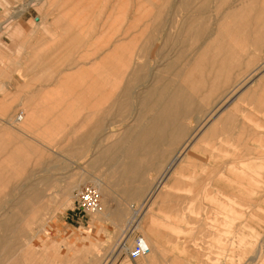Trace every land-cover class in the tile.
I'll use <instances>...</instances> for the list:
<instances>
[{"label":"rangeland","instance_id":"obj_1","mask_svg":"<svg viewBox=\"0 0 264 264\" xmlns=\"http://www.w3.org/2000/svg\"><path fill=\"white\" fill-rule=\"evenodd\" d=\"M117 2H120V4L118 5ZM73 4L75 5L74 0H0V67L4 71V76H1V82L4 87L0 90V102H2L0 104V116L6 111L5 106L13 107L17 104H24L26 107L32 106L30 105L32 101L43 97V94L29 95L27 92L37 86L45 85L48 87L55 85L56 81H58L57 79L60 78V74L73 75V77L74 74H85L86 71L79 72V70H88L91 64H97L104 70V67L109 63V58L114 55L111 53L112 50L121 48L122 45L132 40V37L129 36V25L133 23L132 19H134L132 18L134 14H131L132 10L141 9L153 11L154 13L159 11L165 15L163 16L165 18L164 24L161 28H154L152 32L154 79L161 77H157L156 73H161L162 65L172 64L173 71L170 72L173 75H164V78L161 77L162 80L164 82H182V77L174 75L175 72L179 69L178 71L181 73L189 64L197 65V56L203 55L204 45H211L213 43L212 38L215 35L220 43L218 45L219 50L221 45L223 48L226 46L227 48L225 49H228V52L232 55L228 61L225 58L227 54L220 56L222 59L221 63H223V74L226 68H228L227 72H231V67L233 74L236 73L238 67L240 72L245 73L250 70L246 69L245 64L252 59H258L260 63L264 62V0H185V8L180 7V0H88V3L83 4L87 7L84 8L82 5L78 9L77 16L80 21L78 22L77 20L78 24H76L77 22L71 24L74 14L70 15L69 11L74 10L72 8ZM83 8L84 12L81 11ZM123 9L128 11V13H125V17L122 14ZM39 11H44V14H42L44 21L49 23L44 32L49 38L54 36V42L39 40L43 33L36 30L37 21L35 18L41 16ZM105 12L107 13L105 14ZM181 17L185 19L184 24L181 23L183 20ZM230 17L232 21H230ZM123 19L124 22L122 21ZM234 20L235 22H233ZM63 24L73 27H71L70 31L78 40L77 45L71 46L72 48L67 52L63 66L59 67L58 54L60 46L58 41L65 31V29H62ZM244 26L247 27L244 29ZM227 27L229 28L228 30ZM50 31L53 34H49ZM137 32L139 30L135 29L136 40L137 42L141 41L137 45L138 47L146 41L147 37L138 38ZM199 34L202 37L197 40ZM223 34L226 35L223 37ZM109 35L113 39L109 38ZM231 35L233 36L231 37ZM166 36L168 37V42L163 49V39ZM17 50L19 54H16ZM21 51H24L23 54L25 55L28 54V51H32V55L29 62L26 64L24 62L26 66L23 65L18 70H24L27 73L28 69L40 64L46 70L44 78L19 77L14 79L9 77L13 68L11 61L15 55V59H19L22 55ZM38 52L40 55H38ZM161 52H163V58H161V55L159 56ZM193 62L194 64H192ZM207 74H209V71ZM252 78L255 80L256 75H253ZM158 79L161 80L160 78ZM235 80L233 82L231 80L228 86L218 87V96H223L224 99H222L221 108L227 106L229 102H236L234 97H231L233 93L230 89L233 88ZM209 81L210 85L202 88L201 93L190 91L189 93L193 94L192 101L189 105H182L186 114L185 119L180 120V125L186 128V132L190 126L191 133L195 129L193 128L196 126L195 123L204 121L205 117H207V122L218 111V109L213 112L210 110L213 106L212 104H215L219 97L212 104H203L201 102L200 95L203 91L214 86V80L210 79ZM216 81L220 85V79H216ZM24 82L29 83L28 88L24 89L19 98H16V90L14 88L21 87ZM84 82L86 85H90L88 81L84 80ZM255 84V82L251 83L252 86H255ZM65 85H68L67 81ZM185 88L188 91L191 89L187 84H185ZM242 88H239L237 92H240ZM140 89L141 87L125 96L122 95L123 97L117 95L118 97L116 96L117 98L114 101L121 103L122 106L110 105L109 108L103 104L98 108L92 107L89 103L90 92L85 91L82 96L74 92L72 95L73 103H76V96L78 95L80 96H77L79 98L78 102L82 100L83 104L72 110V120H68V124L62 129V158L54 159V163L53 158H46L44 163L43 159L41 160L40 156H38L37 149L29 150L30 154L26 152L25 150L29 149L27 143L23 145L20 142H10L11 133L7 136V144L4 140L0 141V150H7L9 154L13 155L11 157L13 167L9 163L6 164V158H0V264H131L126 258H122L124 249L118 247L116 252L114 251L115 255H113L112 259H107L110 250L103 243L86 246L81 243L75 247H69L66 238H64L67 230L62 227V224L64 222L71 223L67 217L71 218L74 216L72 209L76 190L84 185L96 187L95 181L97 180H103L102 186L113 194L112 198L116 197L115 192L119 193L118 199L122 201L123 197L121 196L123 188H125L124 178H126L125 170L127 164H130L131 161L144 162L137 173L138 181L133 180L134 182L131 184V187L139 186L141 189V202H143L145 192L149 190L152 184L153 190H155L152 191L151 196L162 189L167 175L174 166H194L198 164L192 160L193 163H185L187 159L184 157V152L193 144L199 132L204 130L202 128L206 127L204 126L206 122L202 124L201 129L179 155L177 161H174L168 167L165 176L163 173L169 160L176 155L171 143L168 142V146L166 145L165 147L163 145L164 141H162L157 148L155 146L151 147L152 149L145 147L146 151H153V154H146L147 157H128L130 152L138 147L137 143H139L138 136L134 135L138 133L137 128H135L138 122H133L134 117L137 114L143 115L146 119L152 116V113L147 109H139L135 96L140 92ZM78 91L81 93L80 88H78ZM226 92L227 94L224 96ZM239 104L244 105L242 103ZM194 107H202L200 113ZM246 108L250 107L246 106ZM252 111L255 113L254 110ZM76 113H79L78 117ZM18 115L25 118L24 113L18 112L8 120L15 127H22L21 124L16 126L15 122H13ZM261 118L263 119L259 120L258 118L255 122L264 125V117L261 116ZM91 120L95 121L92 129L95 140L84 143L85 147L78 143L80 145L77 157L65 156L66 154L75 153V151L68 149L71 144L70 139H72L67 133L69 132L68 129L71 130L73 128L74 134L81 133L86 125H91ZM0 122L3 121L0 120ZM107 122L109 124L108 127ZM254 123L250 124L253 126ZM102 124L104 127L106 126L104 134L109 133L105 141L102 138ZM143 124L145 125V123ZM3 126L0 127L1 131ZM133 130L135 131L134 133ZM19 135L22 134H17V140ZM0 137H2L1 132ZM75 138L78 137L73 139ZM126 140L129 141L127 142ZM47 143L52 145L53 139L51 141L47 140ZM227 146L228 144L224 143L220 153L228 156L229 149H227ZM248 146L252 147V144L248 143ZM34 147L37 148V145L34 144ZM199 156V161L207 164L206 168L190 167L189 171L191 173L185 172L182 174L184 177H182L181 181V190L171 189L174 195L169 200L165 213L158 210L156 206L148 209V202L138 215L150 214L148 217L146 215L147 218H143L149 219L142 225L147 230L159 229L160 227L162 230L170 229L173 231V228L169 227L173 222L169 220L178 219L180 221L174 222V224L185 226V231L200 230L198 236H204V238L206 236V244L197 247V253H191L188 248L182 250V253L179 254L180 259L173 260L171 263L157 261L154 259L151 246L146 240V235L143 232L144 228L141 230L135 226V220L132 223H126L124 226V230H132L131 238L127 243L128 247L133 245L136 237H142L151 250L147 256L138 259L136 263L249 264L251 262L250 264H261L263 262L264 264V259L263 261L261 260L264 257V204H261V201H264V142L259 144L258 151L255 154H246V152L237 149L235 154H231L228 157L214 158L207 153H201ZM258 156L259 158L257 159ZM227 160L239 166V169L244 173L237 170V167L228 173V169L221 166ZM58 162L62 166L60 175L55 172ZM43 165H46L45 169ZM189 177H193L194 180H189ZM225 177L228 179H225ZM218 179H222V182L218 183ZM157 180L160 181V184H157ZM190 184L192 190L190 192L191 197L188 199L187 188ZM211 184H215V186L218 184L221 191L226 195L216 194L208 195V197L207 194L210 193L208 186L211 187ZM73 186L75 188L70 190V187ZM68 192L69 198L67 197ZM99 194L101 203L104 201L105 205L107 198L103 199L100 192ZM123 200H125V197ZM135 202H137V199ZM24 203H28V205L24 206ZM258 207L262 209L260 208V210ZM229 208L233 209V211L237 210L238 221L232 217L233 215L227 213ZM98 212L96 214L93 213L95 214L94 217L99 214ZM176 212L179 215L172 214ZM104 214H106V211ZM89 216H92V214L85 215L82 220L79 219L80 222L86 220ZM185 216L190 217L185 218ZM73 218L74 220L76 219L75 216ZM184 219L193 221L187 222ZM212 219H220V221H212ZM42 225H44V231L38 233ZM175 231V235L187 237L193 235L189 232L181 234ZM210 237L216 239V245L208 244Z\"/></svg>","mask_w":264,"mask_h":264},{"label":"crops","instance_id":"obj_2","mask_svg":"<svg viewBox=\"0 0 264 264\" xmlns=\"http://www.w3.org/2000/svg\"><path fill=\"white\" fill-rule=\"evenodd\" d=\"M74 1H75V5L73 4L72 8L75 10L78 4V0H74ZM74 10L69 11V14L70 15H72L73 13L75 14L76 11L74 12ZM39 13L41 16L38 18H35V20L37 21L36 30H39V32L41 31L40 33L43 32L39 40L46 41V42H54L55 38H52V39L49 38L44 32L47 28V25H49V23L44 21V18L42 16V14H44V11H39ZM39 19L40 21H38ZM71 27H72L71 25H65V24H63V27H62V29H65V31L63 32V36L61 35V37L64 40L62 44H64V46L66 47H71L73 46V44L76 43L77 38H75L72 35L70 31ZM17 52L19 51L17 50L16 54ZM23 53L19 59L16 60L15 59L16 55H15V57L11 61V65L13 68H12L11 74H9V77H12L14 79L19 78V77L39 78V79L44 78L46 74V70L40 64H37V66H34L32 69H28L27 73H25L24 70H18L19 68L23 67V65L26 66L25 64L29 62V59L32 55V51L31 52L28 51L27 55ZM38 55H40L39 52H38ZM231 56L232 55H230L229 58ZM221 57L219 58L220 63L222 62ZM229 58L226 61H228ZM247 62L248 63L245 64V67L246 69H250V70H247L245 73L240 72L239 69H237L236 71L237 73L233 75L232 67H231V72H227L226 71L227 68L224 69V74L231 73L230 75H232L233 77L232 82L236 78L233 88H230L233 93L231 97L233 96L236 102H233V103L229 102L227 106L221 108L223 96H220L219 100H217V102L214 104V107L211 108L210 110V111H213V110L216 111L218 109V111L214 114V116L211 119H209L206 122V117H205L204 121H201V122L199 121L198 123H195L196 126L193 127L195 129H193L191 133H190L189 125H188L189 128H187L189 132L188 131L186 132V128L182 127V132L179 134H176V136L172 139V142H170L171 145L175 149L174 151H176V155H175V158L173 157V159L171 158L169 160L163 174L165 176L168 167L174 161H177V159L179 158V155L186 149L187 145H189L191 140L201 129L203 122H206V124H204V126H206L205 129L204 127L202 128L204 130H201L199 132L193 144L189 147L188 150L184 152V157L187 159L185 163L186 162L193 163L192 161H194V163L196 162L198 164L194 166H185V165L174 166L171 172L168 174L169 176L167 175L166 181L164 182V186L162 187V189L158 190L156 194L151 197L152 192L150 191H153L152 190L153 184H152L151 186L152 188L151 187L149 188L150 190V191L148 190L149 192L148 191L145 192L144 194L145 196L143 197V202H141L142 201L141 189L139 188V186L131 187V184L134 181H138L137 173H138V170L142 168V165L144 162L142 163V161H131L130 164H127V168L125 170L126 178H124L125 188H123V192L121 196L123 197L122 201L118 199L119 193L115 192L116 197L112 198L113 194H111V192L107 190L106 192L102 194L103 199L107 198L105 205H104V201L102 202L104 205V209L101 203V196H100V209L102 210V212L105 210L106 214H104L105 213L104 211V213L100 217H98L97 215L95 216L96 218L89 216L86 220H83L82 222H80V220L77 218L74 220L73 218L74 216L71 218L67 217V219L70 220L71 223L64 222L62 224V227L66 228L67 230L66 231L67 234H64V238H66V242L69 247H75L81 243H84L85 246L89 244L103 243L104 246L105 247L108 246L110 250L108 252L107 259H112L113 255H115L116 248L117 247L120 248V246H118L119 244L125 243V245L128 247L127 243H128V240L131 238L132 230L130 231H127V229L124 230V226L126 223H132L135 220H136L135 226L139 227V229L141 230L142 228H144L143 232L146 235V240L151 246L154 259L157 261L171 263V261L173 260L176 261L180 259L179 254L182 253V250L188 248L191 253H197L198 251L197 247H201L204 244H206V239H205L206 236L205 238L204 236L203 237L198 236V234L200 233V230L195 229L196 231L194 230L185 231L186 229L185 226L174 224V222L177 223L178 221H180L178 219L169 220L173 222L171 225H169L170 228H173V231H171L170 229L162 230L160 227L159 229L153 228V230H149V229L147 230L145 226L142 227V225L144 222L149 221V219H143V218H147L150 214L147 213L146 214L147 217H146V215H143V214L138 215V213H140V210L148 202H149L148 209L154 208L153 206H156L158 210L164 211L165 213L166 207L169 205L168 202L171 198H173V195H174L171 189L181 190L180 188L181 181H182V177H184L182 174L185 172L188 174L191 173V171H189L190 167L206 168L207 164L199 161V158H200L199 154L207 153L210 157L221 158L224 156L228 157L231 154H235V151H237V149H240L241 151L246 152V154H249V153L255 154L258 151L259 144H261V142H264V130H263L264 125L258 124L257 122H255V120L258 118L259 120L263 119L261 118V116L264 117V62H261L260 64L258 59H255V60L252 59L251 61L249 60ZM16 64H17V67H16ZM0 70H1L0 72V90H1L4 87V84L1 82V76H4L3 75L4 71H2L1 67H0ZM251 73L253 75H256L255 80L254 78H252L253 75ZM222 74H223V71H222V66H221L219 70V74L216 73V76L215 75L214 76L216 78L219 75V78H222L224 75ZM244 78H246V80H245V84L243 85L241 79H244ZM252 82L256 83L255 86L251 85ZM236 83H239L241 85H237ZM28 84L29 83L24 82L21 85V87L14 88L16 90L15 91L16 98H19L22 92L24 91V89L28 88ZM241 87H243L241 91L237 92V90ZM73 93L74 92L72 91L70 87L62 88L57 85L48 86V87L45 85H41V86L35 87L31 91L29 90L27 94L29 95L43 94V97L41 98L39 97L35 101H32V104H30L32 106L26 107V105L24 104H21V105L17 104L13 107L12 106L4 107V108L7 107L8 110L11 109L9 111L11 112V115L4 116V114H2L0 116V120L3 121V122H0V127L4 125L2 127V131L0 130L1 135H2V137H0V141L4 140L7 144L8 143L7 136L10 135L11 133L12 136H11V140H9L10 142L11 141L13 143L20 142V144H23V145H26L27 143L28 144L27 147H29V149L25 151L28 153H29V150L37 149L38 156H40L41 160L43 159L44 163H45L46 158H53V163H54V159L62 158V151H61V141H62V135H63L62 129L64 128V126L68 124V120H72V115H73L72 110L76 109L75 103H73V96H72ZM226 94L227 92L224 94V96ZM52 97L54 99H52ZM1 103L2 102H0V104ZM239 103H242L244 105L242 106ZM245 105L250 108L247 109ZM194 108L197 109L199 113L202 109V107H194ZM251 109L254 110L255 113ZM31 110H32L31 116L28 117V114L30 113L29 111ZM18 112L26 113L24 114L25 118L21 115H18V116H21L22 119L20 121H15L16 126L21 124L22 127H15V125H12L11 122H9V120ZM6 119H7V122H6ZM23 120L25 121L23 122ZM250 123L252 124L254 123V125L252 126ZM93 125H94V122L91 120V125L90 124L86 125L83 132L76 133V134H74L73 128L71 130L68 129L69 132L67 133L70 138L72 139L74 137H78V138H75L73 140L70 139L71 144L68 148L70 149V151H75V153L74 154L70 153L68 155L66 154L65 156L77 157L78 156L77 151L80 145V144L78 145V143H81L82 147H85L84 143L92 142L95 140V135L93 134V130H92ZM108 125L109 124L107 122V127ZM102 127H103L102 138L104 141L106 136L109 135V133L104 134L106 132V126L104 127L103 125ZM19 133L22 135H19L20 139L18 138L17 140V134ZM52 139H53L52 145L47 143V140L51 141ZM224 143L228 144L227 146L228 147L227 149H229L228 156L226 154L220 153V150L223 148L222 146ZM248 143H251L252 147L248 146ZM34 144L37 145V148L34 147ZM148 153L153 154V151L149 150L146 152L144 151L142 153H137L135 151H132L130 152L128 157L143 158V157H147L146 154ZM2 157L6 158V164H8L9 162L10 166L13 167V164H12L13 162L11 160V157H13V155L9 154V151L0 150V158ZM258 158L259 156L257 157V159ZM232 163H233L232 161L227 160V161H224V165H221V166L222 168L228 169V173H230L236 167H237V170H239L241 173H244L241 169H239V166H236L234 163L233 164ZM43 166L45 169L46 165H43ZM55 172L58 175H60L62 172V166L61 164H59V162L57 164ZM226 178L227 177H225V179ZM192 179L194 180L193 177H189V180H192ZM219 182H222V179H218V183ZM128 184L129 186H127ZM157 184H160V181H158ZM208 187L210 188V193L207 194V196L216 195V194H220L224 196L226 195L224 194V192L221 191L218 184H216V186L215 184H211V187L210 186ZM191 190H192V186L190 184L187 188V192L189 193L187 194L188 199H190L191 197V194H190ZM124 197H125V200H123ZM147 197L149 198L151 197V198L149 199ZM136 199H137V202H135ZM261 202H262L261 204H264V201H261ZM260 208L258 207V209ZM224 211H225V207H224ZM228 211L229 212L227 213L230 215H233L232 217L238 221L237 210L235 209V211H233V209L229 208ZM172 214L179 215L178 212L172 213ZM187 217H190V216H185V218ZM184 221L188 222V221H193V220L184 219ZM212 221H220V219L219 220L212 219ZM174 230H176L175 232L177 233L186 234L189 232L190 234H193V235L191 237H187L183 235H175ZM119 233L121 234L119 235ZM215 240L216 239H214L213 237H210V239L208 240V244L210 245L212 244L213 246L216 245ZM122 258L123 259L126 258L131 264H137L136 263L137 260L130 261L128 259L125 251L122 254ZM263 259L264 257H262L261 260L263 261ZM250 263L251 262H249V264ZM261 264H263V262Z\"/></svg>","mask_w":264,"mask_h":264},{"label":"bare ground","instance_id":"obj_3","mask_svg":"<svg viewBox=\"0 0 264 264\" xmlns=\"http://www.w3.org/2000/svg\"><path fill=\"white\" fill-rule=\"evenodd\" d=\"M138 2H140V1H138ZM84 3L85 4L88 3V0H78V4H77V6H76V8L74 10V12L76 11L75 14L72 11L74 16L71 19V24L72 23L75 24V22H77V20H78V16H77L78 9ZM117 3H118V5L120 4V2H117ZM145 4H147V3H145ZM152 4H153V2H152ZM184 4H185V0L184 1L180 0V7L181 8H183V7L185 8ZM83 7L85 8L87 6L83 5ZM84 8L81 10L82 12H84ZM142 9H144V8H142ZM121 10H122V8H121ZM197 12H198V10H197ZM106 13L107 12H105V14ZM116 13H118V12H116ZM125 13H128V11H125V10L122 11V14L124 15V17H125ZM153 13H154L153 11H146V10H141V9H139L137 11H133L132 10L131 14H134L133 15L134 17H132L134 19H132L133 23L131 25H129V28H130L129 36L132 37V40L129 41L128 43H125L124 45H122L121 48H115L116 50L115 49L112 50L111 53L114 54V55H112L111 58H109V63L107 64L106 67H104L105 68L104 70L102 68H100L97 64H91V66L89 67L88 70H86V69L83 70V69L80 68L81 70H79V72L86 71L85 74L84 73H80L79 75L74 74V77H73V75L69 76V75H66V74L65 75L60 74L59 75L60 78L57 79L58 81H56V84H55V85L60 86L62 88L63 87H70L72 89V91L75 92L76 94H81L80 96H82V93H84L85 91L86 92H90L89 103L91 104L92 107L94 106V108L95 107L98 108L102 104L106 105V107H108V108L110 107V105H112V106L119 105L121 107L122 104L118 103V102L116 103L114 101L115 98H117L118 96L123 97L126 94H128L129 92H133V91H135V89L141 87L140 92L136 94L137 96H135L136 97L135 99L137 100L139 109L140 108L141 109L142 108L143 109H147L149 112L152 113V116L149 117V119H146L143 115L137 114L134 117V119H133V122H138V125L135 126V128H137L136 130L138 131V133L134 134V135L138 136L139 143H137L138 147L133 149V151H135L137 153H142L144 151L146 152V148L145 147H148V148L152 149L155 146L157 148V146L160 145V143L162 141H164L163 145L166 147V145L168 146V142L169 143L172 142V139L176 136V134H179V133L182 132V126L180 125V120H182V119L184 120L185 119V114H186V112H184V110H183V106L182 105H189L190 102L192 101L193 94L189 93L190 91H193L195 93H201V89L205 88V87H208L210 85V81L209 80L213 79L214 80V82H213L214 86L209 88V89H207V90H205V91H203V93L200 95L201 96V102L203 104H212V103H214V100H217L218 97H219L218 93H217V89L219 91V88H221L222 86H228L229 82L233 78L232 75H230L231 73H226L224 75L222 74L223 75L222 78H219V75L215 78L216 73L219 74V70H220L221 66L223 65V63H220V61H219L220 60L219 59L220 56H222L223 54H227L226 55L227 57H225L226 60L230 56V52H228V49H225V48H227L226 46H224V48H223L222 45H221L220 46V50H219L218 45L220 43L217 40L218 37L215 35L212 38L213 43L211 45H209V44H205L204 45V48H203V52L204 53H203V55H200L199 57L197 56V58H198L197 61H196L197 65L195 64V66H194V65H190L189 64V66L185 67L182 70L181 73H179V71H178L179 69L175 72L174 75H180L182 77V79H183L182 82H180V83L175 82V81L164 82L162 80L161 77L164 78V75L168 76V75L172 74V72H170V71H173L172 64L162 65L161 73L158 74V73L155 72L157 74V77L161 76V77H158L161 80H159L158 78H156L157 80L154 79L153 78V59H152L153 58V35H152V32H153L154 28H161V26L164 24V19L165 18H163V16H165V15H163V12H159V11L155 12L154 14ZM112 15H113V13H112ZM181 18L183 19L181 21V23L184 24L185 19L183 17H181ZM38 21H40V19ZM122 21L124 22V19ZM127 21H128V19H127ZM195 21H197V20H195ZM230 21H232V18H231ZM236 21H238V20H236ZM78 22H80V21L78 20ZM78 22L76 24H78ZM202 22H203V20H202ZM233 22H235V20ZM125 23H126V21H125ZM227 23H229V22H227ZM107 25H108V22H107ZM225 25H227V24L225 23ZM202 27H204V26H202ZM245 27H247V26H244V29H245ZM91 28H93V27H91ZM114 28H116V27H114ZM190 28H192V27H190ZM75 29H76V27H75ZM107 29H108V27H107ZM135 29L139 30V32H137L138 33L137 34L138 38L147 37L146 41L143 44H141L140 46H138V47H137V45L141 41L137 42L136 35H135ZM228 29L229 28L227 27V30ZM241 30H242V28H241ZM200 31H201V29H200ZM110 32H111V30H110ZM218 32H220V31L218 30ZM49 34H53V33L50 32ZM190 34H193V33H190ZM220 35H222V34L220 33ZM224 35H226V34H223V37H224ZM110 36L111 35H109V38L113 39V37H110ZM232 36L233 35H231V37ZM125 37H127V36H125ZM201 37H202V35L200 36V34H199L197 36V40H199ZM77 40L78 39H76V43L73 44V46L77 45ZM62 42H64V40L61 37V39L58 41V45L60 46V50H59V54H58V57H59L58 59L60 61L59 62V67L63 66L64 60H65L64 58L67 55V52L69 51V49L72 48V47L64 46V44H62ZM167 42H168V37L166 36L163 39V45H162L163 49H164V47H166ZM66 43H68V42H66ZM224 52H227V53H224ZM162 53L163 52H161V54H159V56L161 55V58H163ZM17 54H19V53H17ZM158 58L160 59V57H158ZM192 64H194V62ZM227 66H228V64H227ZM259 66H261V65H259ZM233 68H235V67L233 66ZM238 69H239V67H238ZM254 70H256V69H254ZM208 71H209V74H207ZM212 75H213V77H212ZM233 75H235V73ZM83 79L86 82L88 81V83L90 85H86ZM216 79H220V81H219L220 85H218V82L216 81ZM241 80H242V83H244L246 78L241 79ZM66 81H67L68 85H65ZM185 84H187L191 88L189 91L186 90ZM236 84L237 85H241L239 83H236ZM78 88L81 89V91H80L81 93H79ZM77 96H76V101H75L76 102L75 103V107L76 108H78L80 105L83 104L82 100H81V102H78V99H79L78 97H80V96H78V97ZM98 97H100L101 99L98 98ZM52 99H54V98L52 97ZM212 105H213L212 106V108H213L214 104H212ZM210 106H208V107H210ZM184 108H185V106H184ZM26 109H25V111H26ZM10 110H8V108L6 107V111H4V115L5 116L11 115V112H9ZM16 112H17V110H16ZM29 112L30 113L28 114V117L31 116L32 110L29 111ZM24 114H26V113H24ZM76 114H77L76 116H78L79 113H76ZM33 115H34V113H33ZM21 119H22L21 116H17L15 118V121H20ZM15 121H13V122H15ZM143 123H145V125ZM190 124H192V123H190ZM200 126H201V124H200ZM134 132L135 131L133 130V133ZM190 136H192V135H190ZM185 143H186V141H185ZM121 149H123V148L121 147ZM130 149H131V147H130ZM126 150H127V148H126ZM75 180H76V178H75ZM80 181H81V179H80ZM102 181H100V180L99 181L98 180L95 181V186L96 187H94L97 191H99L101 193V195L104 192L107 191L106 189L103 188ZM75 183H76V181H75ZM71 185H72V183H71ZM74 188H75V186L70 187V190H73ZM70 190H69V192H70ZM69 192H68L67 197L69 196ZM150 192H152V191H150ZM148 195H149V193H148ZM151 195H152V193H151ZM147 198H149V197H147ZM23 205L27 206L28 203L27 204L24 203ZM98 213L99 214L97 216L100 217L104 213V211L102 212V210L99 209ZM95 214H92V217H94ZM43 231H44V225L40 226V231L38 233L43 232ZM4 264H8V263H4Z\"/></svg>","mask_w":264,"mask_h":264},{"label":"built area","instance_id":"obj_4","mask_svg":"<svg viewBox=\"0 0 264 264\" xmlns=\"http://www.w3.org/2000/svg\"><path fill=\"white\" fill-rule=\"evenodd\" d=\"M73 215L82 220L87 214H93L100 209V194L91 185H84L74 193ZM120 249H124L130 261H135L147 256L150 253L149 246L142 237H136L131 247L125 243L120 244Z\"/></svg>","mask_w":264,"mask_h":264}]
</instances>
